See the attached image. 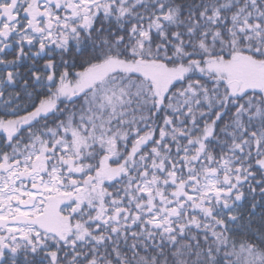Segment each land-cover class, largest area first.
Instances as JSON below:
<instances>
[{
  "label": "snow or ice",
  "instance_id": "snow-or-ice-1",
  "mask_svg": "<svg viewBox=\"0 0 264 264\" xmlns=\"http://www.w3.org/2000/svg\"><path fill=\"white\" fill-rule=\"evenodd\" d=\"M0 264H264V0H0Z\"/></svg>",
  "mask_w": 264,
  "mask_h": 264
}]
</instances>
